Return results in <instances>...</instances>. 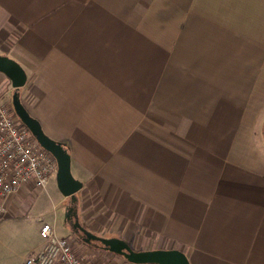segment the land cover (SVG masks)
Masks as SVG:
<instances>
[{"label": "crops", "instance_id": "obj_1", "mask_svg": "<svg viewBox=\"0 0 264 264\" xmlns=\"http://www.w3.org/2000/svg\"><path fill=\"white\" fill-rule=\"evenodd\" d=\"M0 55L70 154L81 225L189 264H264V0H0ZM51 179L0 199V264L41 251L43 224L63 237Z\"/></svg>", "mask_w": 264, "mask_h": 264}, {"label": "built area", "instance_id": "obj_2", "mask_svg": "<svg viewBox=\"0 0 264 264\" xmlns=\"http://www.w3.org/2000/svg\"><path fill=\"white\" fill-rule=\"evenodd\" d=\"M57 169L55 157L14 117L0 93V199L18 193L26 185L44 189ZM40 234L45 242L43 249L23 264H97L78 256L69 237H59L52 225L43 224Z\"/></svg>", "mask_w": 264, "mask_h": 264}, {"label": "water", "instance_id": "obj_3", "mask_svg": "<svg viewBox=\"0 0 264 264\" xmlns=\"http://www.w3.org/2000/svg\"><path fill=\"white\" fill-rule=\"evenodd\" d=\"M0 73L10 80L14 88L12 105L17 118L30 130L39 145L50 152L57 161V186L62 195L70 199L71 206H69L65 214V219L74 218V233H81L84 236L82 240L86 244L98 243L102 249L124 257L129 264H189L188 258L178 250L136 251L121 239L98 236L81 225L76 195L82 184L72 175L71 158L68 150L63 144L55 142L46 136L39 122L32 118L23 106L21 88L27 82V75L22 66L15 60L0 55Z\"/></svg>", "mask_w": 264, "mask_h": 264}, {"label": "rangeland", "instance_id": "obj_4", "mask_svg": "<svg viewBox=\"0 0 264 264\" xmlns=\"http://www.w3.org/2000/svg\"><path fill=\"white\" fill-rule=\"evenodd\" d=\"M7 104L9 107L13 108L12 105V96L6 97ZM16 115V114H15ZM56 175L52 177L50 186L53 187L55 190L57 183H56ZM70 200L68 199L66 206L69 205ZM64 207H60L59 209H53L50 205L47 207V214L45 216V219L47 222L54 223V214H60V223L58 226V233L59 235L63 237H69L71 242L74 245V249L78 256H85L86 260L90 263H97V264H127L125 260L120 257L119 255L110 253L108 251H104L100 247V244L98 243H92V244H86L82 238L84 237L81 233L75 234L73 230L70 228V224L72 225L74 223V218L71 219H65L66 212L63 211ZM65 226L68 228L70 233H68L65 229ZM84 228L88 230V227L82 224ZM89 231V230H88ZM102 252V253H101Z\"/></svg>", "mask_w": 264, "mask_h": 264}, {"label": "trees", "instance_id": "obj_5", "mask_svg": "<svg viewBox=\"0 0 264 264\" xmlns=\"http://www.w3.org/2000/svg\"><path fill=\"white\" fill-rule=\"evenodd\" d=\"M12 110H13V113H14V117H15L18 121H20V120L17 118V116L15 115V112H14V109H13V108H12ZM120 257H122V256H120ZM122 258L125 260L126 263H128L124 257H122Z\"/></svg>", "mask_w": 264, "mask_h": 264}, {"label": "flooded vegetation", "instance_id": "obj_6", "mask_svg": "<svg viewBox=\"0 0 264 264\" xmlns=\"http://www.w3.org/2000/svg\"><path fill=\"white\" fill-rule=\"evenodd\" d=\"M73 224H74V223H73ZM73 224H72V225H71V224L69 225L70 228H71L72 230L74 229V228H73ZM70 232H71V231H70ZM73 232H74V231H73Z\"/></svg>", "mask_w": 264, "mask_h": 264}]
</instances>
